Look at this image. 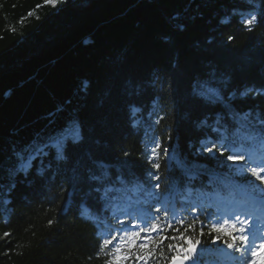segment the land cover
<instances>
[{
    "label": "trees",
    "instance_id": "obj_1",
    "mask_svg": "<svg viewBox=\"0 0 264 264\" xmlns=\"http://www.w3.org/2000/svg\"><path fill=\"white\" fill-rule=\"evenodd\" d=\"M262 120L264 0H0V264H105L126 211L227 264L213 208L264 193L227 159Z\"/></svg>",
    "mask_w": 264,
    "mask_h": 264
},
{
    "label": "snow or ice",
    "instance_id": "obj_2",
    "mask_svg": "<svg viewBox=\"0 0 264 264\" xmlns=\"http://www.w3.org/2000/svg\"><path fill=\"white\" fill-rule=\"evenodd\" d=\"M46 2L54 3V0H46ZM257 20L255 15L244 21L245 25L249 30H252L251 26ZM205 91L202 94L206 99L211 101L215 92L212 89H208L206 86H202ZM239 121L237 128L242 130V126L247 125L249 116L239 114L235 118ZM264 124V120L261 121ZM253 141H260L264 146V127L259 130L253 129L252 132L246 133L244 138L239 141L240 146L243 147L245 143ZM237 141H232L231 144H222L221 147L227 150L228 148L235 147ZM216 147L215 144L210 148H206V151H213ZM38 151H42L39 149ZM167 152V150H165ZM155 153V149H153ZM223 154V152H221ZM230 161H243L245 155H228ZM21 166L26 161L24 157H20ZM153 167L156 169L160 168L158 163H153ZM253 176L264 183V161L258 164L256 167L248 169ZM99 179V177H95ZM159 179V177H155ZM159 184L156 188L159 189ZM99 191V189H97ZM261 200H264V193L260 195ZM157 212L160 209L156 210ZM164 221L160 222V218H155L151 223L146 221L141 223H133L130 227H126L125 222H121L122 227L117 229L115 234L111 235L110 239H104L100 245V251L112 245V248L107 253L110 259L105 264H127L129 260L134 261V264H160L161 260L165 261V264H199L200 256L199 253L206 251L207 249L200 248V240L193 242L190 236L185 235L189 229H193L197 221H193L192 224L185 227V220L181 219L175 221L180 227L184 228V231H180V227L174 226V219H169V213L164 211ZM256 221L251 217L241 219L240 216L226 217L222 222L217 221L211 225L210 233L215 232L216 235L212 236L211 242L216 244L223 237V244L227 249L232 250L235 253H239L241 257H250L245 259L242 264H261L264 260V227H255ZM168 230H172L176 235H164ZM153 233L156 235L153 236ZM143 234V235H142ZM203 229H201V235H203ZM7 235V234H6ZM181 241L176 244L175 241ZM116 242L113 244V242ZM165 241L169 243L165 244ZM259 241V243H257ZM184 245H187L185 247ZM166 249V251H165Z\"/></svg>",
    "mask_w": 264,
    "mask_h": 264
},
{
    "label": "rangeland",
    "instance_id": "obj_3",
    "mask_svg": "<svg viewBox=\"0 0 264 264\" xmlns=\"http://www.w3.org/2000/svg\"><path fill=\"white\" fill-rule=\"evenodd\" d=\"M58 143L59 144H61V142L60 141H58ZM260 148H262V154H259V158H264V146H262V144L260 145ZM253 152V151H252ZM243 152L242 151H236L235 152V155H239V154H242ZM234 203H233V205H232V207L230 208H228V209H225V211L223 210V212H220V211H218L217 210V213L219 214V216H223V218H222V221H223V219L224 218H226V217H234V216H239V215H236V213H238V211H240V209H241V207L245 204H243L241 201H237V200H234L233 201ZM233 207H235V208H233ZM230 212H233L232 214L230 213ZM141 219V218H140ZM136 223H141V221L140 220H138V219H136ZM222 250H223V255H224V257L226 258V259H229L230 261V263H232L233 262V256L231 255V253L229 252V249H227L226 247H222ZM247 258V254H246V257H244L243 258V260H245Z\"/></svg>",
    "mask_w": 264,
    "mask_h": 264
},
{
    "label": "water",
    "instance_id": "obj_4",
    "mask_svg": "<svg viewBox=\"0 0 264 264\" xmlns=\"http://www.w3.org/2000/svg\"><path fill=\"white\" fill-rule=\"evenodd\" d=\"M188 264H191V262H188Z\"/></svg>",
    "mask_w": 264,
    "mask_h": 264
}]
</instances>
